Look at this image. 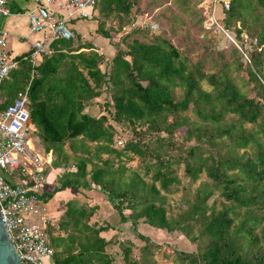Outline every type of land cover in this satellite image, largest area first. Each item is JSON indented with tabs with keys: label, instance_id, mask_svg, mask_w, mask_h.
<instances>
[{
	"label": "trees",
	"instance_id": "obj_1",
	"mask_svg": "<svg viewBox=\"0 0 264 264\" xmlns=\"http://www.w3.org/2000/svg\"><path fill=\"white\" fill-rule=\"evenodd\" d=\"M212 4L96 0L91 19L98 35L110 38L131 25L120 38L123 47L107 60L76 33L56 38L51 53L35 66L21 60L1 83L0 108L29 83L33 143L51 153L52 165L64 168L58 185L38 195L44 202L68 187L97 190L135 232L143 222L195 243V251H174L179 264H264V0L222 2V28L240 43L247 34L252 44L243 63L234 44L214 54L203 43L173 41L183 30L180 38H188L194 24L200 28ZM141 13L145 25H133ZM152 25L157 31L142 40ZM103 93L108 98L102 111L88 114L85 107ZM126 128L130 136L115 147ZM181 128L178 143L174 135ZM130 158L140 165L128 167ZM180 167L188 183L197 185L185 209L172 217L164 193L179 182ZM201 174L206 179L198 181ZM214 195L219 207L209 202ZM65 207L57 224L45 228L53 248L48 264H117L107 251L112 244L123 264H155L146 254L159 247L147 237L138 234L145 241L139 260L132 257L133 243L102 234L114 228L93 219L98 205L70 200Z\"/></svg>",
	"mask_w": 264,
	"mask_h": 264
},
{
	"label": "built area",
	"instance_id": "obj_2",
	"mask_svg": "<svg viewBox=\"0 0 264 264\" xmlns=\"http://www.w3.org/2000/svg\"><path fill=\"white\" fill-rule=\"evenodd\" d=\"M32 1L34 5L27 12L29 31L38 37L30 41L29 51L14 56L6 49L8 35L1 27L2 19L10 13L9 0H0V85L21 60L35 66L43 55L51 53L54 39L74 38L71 20L91 18L96 0ZM214 8L206 24H217L240 49L235 38L217 23ZM34 74L32 69L31 77ZM28 88L29 83L0 108V218L23 264H48L53 254L45 232L49 218L38 195L46 182V167L52 162V156L50 152L38 150L33 143L36 128L30 119ZM124 141L123 136H118L115 147H123Z\"/></svg>",
	"mask_w": 264,
	"mask_h": 264
},
{
	"label": "rangeland",
	"instance_id": "obj_3",
	"mask_svg": "<svg viewBox=\"0 0 264 264\" xmlns=\"http://www.w3.org/2000/svg\"><path fill=\"white\" fill-rule=\"evenodd\" d=\"M217 0V2H215V5L212 4V8L211 10H213L214 6V15H215V19L217 20V23L221 26V17H222V12L221 8H222V2H226V0ZM203 10H205V6L202 7V13ZM210 10V12H211ZM219 15V18H217L216 16ZM211 15V14H210ZM135 18V17H134ZM133 18V22L134 19ZM133 25H137V26H144L145 25V21L140 22L139 24H133ZM238 25V24H237ZM198 24H194L191 28V30L189 31L188 38H180L181 36H184L185 33H187V31L183 30L181 34H178V36H174L172 39L176 44H184L183 41H186L187 39L192 40L193 42L197 43H203L204 45H206L210 51H212L214 54L216 52H220L221 50H228L229 46H231L233 43L228 40V37L222 32V30L219 28V26L217 24H213L210 26L209 29L208 25L206 24V22L202 23V26L200 28H198ZM207 27V28H206ZM152 28L154 29L153 31H150L146 34H141V36H139L142 40L143 39H148L151 36V32L157 31V29L155 30L156 26L152 25ZM207 31V32H206ZM208 33V34H206ZM232 36L233 34L231 32H229ZM244 35V39L245 42L244 43H240L241 41H238L236 38V42L241 46V48L239 49L237 46H234L238 48L240 54H241V62L243 63L244 61H247L248 59L246 58L250 55V51H251V45L249 43L250 39L247 37V34L243 33ZM187 44V43H185ZM231 44V45H230ZM253 48V47H252ZM6 49L8 50L9 53L12 54V52L9 50L8 48V42H7V47ZM200 50V49H199ZM207 67H209V64H207ZM104 69V67H102ZM207 71H214L213 69H209ZM240 75H242V78H246L247 74L246 72L243 70V68H241L239 70ZM204 87H207V84L204 83ZM180 89H176V97H179L180 94ZM108 98V94L107 93H103V95H101L98 99V102L95 103H91L89 106H95V114L98 115L99 114V108L102 111V107L103 104L105 103V99ZM189 115H191L188 112ZM109 114L106 112V116L109 120ZM127 131H124V133H126L125 135H123V138L125 139V137H129L130 136V131L126 128ZM183 133H184V128L178 129L175 132L174 135V139L180 143L182 141V137H183ZM120 136V135H119ZM185 144V143H183ZM38 149V148H37ZM41 151V149H38ZM126 165L128 167L131 168H135L138 165H140L139 161L135 158H130V159H126ZM176 177L179 179V182L176 183L175 185H172L170 188V192L168 193H164L165 194V207L167 209V213L168 215H171L172 217H175L178 213H180V211H182L183 209H185L186 207V201L190 199V196L192 195L194 189L196 188L197 183L194 184H189L187 179L184 177L183 173H182V168L180 167L179 169L176 170ZM206 177L204 174H201L200 179L198 181L201 180H205ZM215 200L216 203V207L220 206V199L217 198L216 195H214L211 199H210V203ZM108 207V206H107ZM125 213H128L129 210L124 209ZM98 213V212H97ZM106 215V216H104ZM105 217V219L107 221H101L102 223H108L111 225V227L114 228V230H107L106 232H103L102 234L106 237H110L111 235H116L117 239L119 241H124V242H131L134 244L133 250H132V257L139 259L140 260V254H141V247L144 246L145 241L140 239L139 235H143L145 237H147V239H149L151 242L157 244V246L159 248H154L152 250L151 253L146 254L150 259H152L155 264H179V259L177 258L176 254L174 251L178 252V251H195L197 249V245L193 242H191L188 238H186L182 233L178 232V231H172V232H167L166 230H162V229H156L153 228L147 224H144L143 222H139L137 225V232H135L132 229V226L130 224V222H126V223H120L119 219H118V214L116 212V210L111 207L109 208V213L107 214H101V218ZM114 218V219H112ZM52 219L49 218V223H51ZM48 223V224H49ZM56 232V231H55ZM54 232V233H55ZM48 238V235L46 234V239ZM107 251L109 253H112L113 256L116 259V263L117 264H123L122 260H121V256L118 252V246L116 244H112L108 247Z\"/></svg>",
	"mask_w": 264,
	"mask_h": 264
},
{
	"label": "crops",
	"instance_id": "obj_4",
	"mask_svg": "<svg viewBox=\"0 0 264 264\" xmlns=\"http://www.w3.org/2000/svg\"><path fill=\"white\" fill-rule=\"evenodd\" d=\"M33 5L34 2L32 0H9L8 2L10 13L2 19L1 27L7 32L8 48L14 56H19L29 51L30 41L38 37L37 34L29 31L27 12ZM134 19V22L132 19V24H139L142 21L146 22L147 16L141 13L136 15ZM70 26L82 40L92 43L95 49L102 53L107 60L111 59L118 47H123V44L119 42L120 38L131 28V25H125L118 32L112 31L110 38H105L96 33L97 23L94 19L77 18L71 20ZM103 65L101 67H103ZM94 107L95 106H87L85 107V111L92 116H96ZM98 110L100 113V108ZM63 170V167H55L52 165V162L47 165L46 182L42 185L41 193H50L53 188L58 185L57 178L61 175ZM70 200H75L79 202V204L85 202L88 205H98L93 219L107 221L105 217L101 218V214L109 213L111 205L103 194L99 193L97 190H74L68 187L56 192L47 202L40 199V202L44 204L47 210L48 218L52 219L51 224H57V221L64 215L66 208L65 204Z\"/></svg>",
	"mask_w": 264,
	"mask_h": 264
},
{
	"label": "water",
	"instance_id": "obj_5",
	"mask_svg": "<svg viewBox=\"0 0 264 264\" xmlns=\"http://www.w3.org/2000/svg\"><path fill=\"white\" fill-rule=\"evenodd\" d=\"M0 264H23L18 258L0 218Z\"/></svg>",
	"mask_w": 264,
	"mask_h": 264
}]
</instances>
